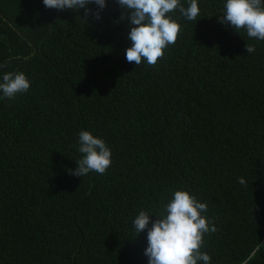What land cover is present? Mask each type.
<instances>
[{
    "label": "trees",
    "instance_id": "1",
    "mask_svg": "<svg viewBox=\"0 0 264 264\" xmlns=\"http://www.w3.org/2000/svg\"><path fill=\"white\" fill-rule=\"evenodd\" d=\"M106 3L97 20L0 0V82L30 81L0 91V264H148L133 221L178 190L207 204L210 264H264V40L218 22L226 0H198L196 20L169 13L181 31L164 56L136 65ZM81 131L110 148L104 174H70Z\"/></svg>",
    "mask_w": 264,
    "mask_h": 264
},
{
    "label": "clouds",
    "instance_id": "2",
    "mask_svg": "<svg viewBox=\"0 0 264 264\" xmlns=\"http://www.w3.org/2000/svg\"><path fill=\"white\" fill-rule=\"evenodd\" d=\"M117 3L124 11L116 23L127 19L130 27L128 39L132 44L125 50L126 59L136 65L142 59L149 65H155L164 56V50L176 43L181 25L169 13L178 9L190 21L196 20L200 13L198 0H189L186 8L181 0H117ZM43 4L58 11L82 8L83 18L94 16L97 20L107 7L106 0H43ZM90 4L97 5V10L89 8ZM218 22L237 33L245 29L248 37L264 40V0H226ZM246 51L251 54L255 47L246 44ZM29 87L30 81L23 72L6 73L0 82V91L9 99L26 92ZM78 144L82 158L75 161L77 167L69 170L70 174L78 177L90 172L104 174L112 163L111 150L105 141L89 131H81ZM239 183L245 184L244 178H239ZM205 212L207 204L185 190L175 191L170 202L164 205V211L159 216L155 215V220H151L150 211H140L133 223L137 236L147 230L144 255L148 264H198V261L210 264V255L200 249L204 234L215 232L216 228L202 215Z\"/></svg>",
    "mask_w": 264,
    "mask_h": 264
}]
</instances>
